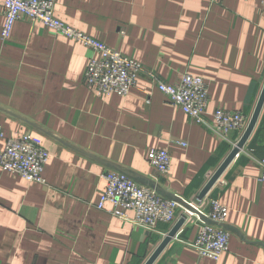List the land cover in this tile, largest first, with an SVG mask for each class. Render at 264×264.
I'll use <instances>...</instances> for the list:
<instances>
[{
	"label": "crops",
	"instance_id": "1",
	"mask_svg": "<svg viewBox=\"0 0 264 264\" xmlns=\"http://www.w3.org/2000/svg\"><path fill=\"white\" fill-rule=\"evenodd\" d=\"M55 16L141 62L127 96L85 84L93 50L40 21L18 20L3 40L0 0V123L6 139L30 133L50 157L46 183L0 167V264H144L169 230L154 231L99 209L107 171L127 174L169 198L196 200L208 175L240 137L226 136L172 105L150 77L167 84L184 74L209 84L206 119L219 108L251 118L264 86V6L259 0H57ZM152 149L172 157L163 176ZM264 106L244 147L207 197L229 208V250L219 261L191 246L197 223H184L154 264H264Z\"/></svg>",
	"mask_w": 264,
	"mask_h": 264
},
{
	"label": "built area",
	"instance_id": "2",
	"mask_svg": "<svg viewBox=\"0 0 264 264\" xmlns=\"http://www.w3.org/2000/svg\"><path fill=\"white\" fill-rule=\"evenodd\" d=\"M217 1V0H211ZM255 1V0H245ZM264 6V0H259ZM5 21L1 32L3 40L11 35L14 24L22 19L40 21L56 34L82 42L93 50L85 72V84L97 94L117 93L127 96L137 85V77L145 72L138 60L126 56L87 34L68 25L55 16L57 0H3ZM152 81L169 102L181 108L191 119L204 124L217 133L226 136L231 132L241 135L246 130L250 117L239 110L216 109L212 113L213 122L206 119V110L210 101L208 82L201 76L186 73L176 84H167L149 73ZM4 127L0 123V138H4ZM50 153L38 136L30 133L20 137L6 139V145L0 149V167L12 172L29 182L46 183L45 166ZM149 163L163 176L171 170L172 157L167 149H152L148 154ZM263 171L259 181L264 182V158L260 161ZM214 173L208 175V180ZM102 178L106 188L102 192L99 209L112 204L111 213L127 218L128 211H133L132 222L148 230H156L160 223L171 224L176 220L178 211L185 218V223H197L199 231L191 246L201 257L219 261L229 250L230 231L226 227L229 208L217 198L207 195L196 200L182 196L169 198L161 195L154 187L141 184L118 171H107ZM227 179L221 175L215 185L225 186Z\"/></svg>",
	"mask_w": 264,
	"mask_h": 264
},
{
	"label": "water",
	"instance_id": "3",
	"mask_svg": "<svg viewBox=\"0 0 264 264\" xmlns=\"http://www.w3.org/2000/svg\"><path fill=\"white\" fill-rule=\"evenodd\" d=\"M264 106V86L261 91L258 103L256 105V108L250 118V121L248 123V126L234 148L231 150V152L228 154V156L225 158V160L222 162V164L217 168V170L214 172L213 176L208 180L204 188L199 194V199L204 198L207 193L211 190V188L214 186L218 178L223 175L226 168L229 166V164L234 160V158L237 156V154L241 151V149L246 144L247 140L249 139L250 135L252 134L258 119L261 115L262 109ZM185 223V218L181 217L174 226L169 230L167 235L164 237L162 242L158 245V247L155 249V251L151 254V256L147 259V261L144 264H154V262L157 260V258L160 256V254L163 252V250L166 248V246L171 242V240L177 235L180 228Z\"/></svg>",
	"mask_w": 264,
	"mask_h": 264
}]
</instances>
